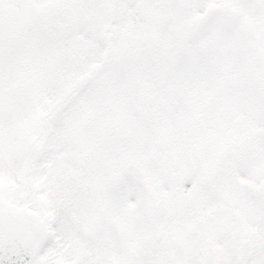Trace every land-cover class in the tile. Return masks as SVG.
<instances>
[{
    "label": "snow or ice",
    "instance_id": "1",
    "mask_svg": "<svg viewBox=\"0 0 264 264\" xmlns=\"http://www.w3.org/2000/svg\"><path fill=\"white\" fill-rule=\"evenodd\" d=\"M0 264H264V0H0Z\"/></svg>",
    "mask_w": 264,
    "mask_h": 264
}]
</instances>
